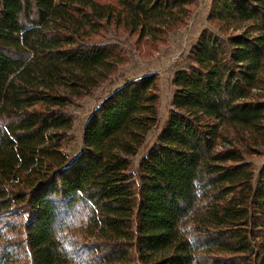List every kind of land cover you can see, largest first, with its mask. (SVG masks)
Here are the masks:
<instances>
[{
    "label": "trees",
    "instance_id": "16d2710c",
    "mask_svg": "<svg viewBox=\"0 0 264 264\" xmlns=\"http://www.w3.org/2000/svg\"><path fill=\"white\" fill-rule=\"evenodd\" d=\"M200 0H0V264H264V0H211L173 76L111 90L76 155L69 107Z\"/></svg>",
    "mask_w": 264,
    "mask_h": 264
},
{
    "label": "rangeland",
    "instance_id": "374dc122",
    "mask_svg": "<svg viewBox=\"0 0 264 264\" xmlns=\"http://www.w3.org/2000/svg\"><path fill=\"white\" fill-rule=\"evenodd\" d=\"M211 0H200L198 8L193 12L187 25L169 34L166 42L157 46L149 42H138V39L128 34H115L112 32L110 39L119 42L126 51L128 62L122 65L118 72L92 94L76 100L69 109L73 114L72 140L63 141V148L69 155H76L82 146V135L85 123L101 100L113 89L122 85L126 80L141 77L150 72H156L160 77V108L157 127L148 135L146 146L136 156V161L155 141L160 127L166 121L173 97V76L182 56L190 48V44L196 39L207 25V15ZM257 168L264 164V156L253 159Z\"/></svg>",
    "mask_w": 264,
    "mask_h": 264
}]
</instances>
